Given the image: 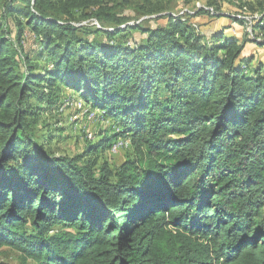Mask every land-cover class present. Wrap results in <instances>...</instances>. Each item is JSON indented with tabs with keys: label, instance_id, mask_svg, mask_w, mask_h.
Masks as SVG:
<instances>
[{
	"label": "trees",
	"instance_id": "16d2710c",
	"mask_svg": "<svg viewBox=\"0 0 264 264\" xmlns=\"http://www.w3.org/2000/svg\"><path fill=\"white\" fill-rule=\"evenodd\" d=\"M134 1L0 0V249L24 264H264V63L185 16L119 27ZM63 89L116 126L75 156L38 138ZM121 136L131 155L98 166Z\"/></svg>",
	"mask_w": 264,
	"mask_h": 264
},
{
	"label": "rangeland",
	"instance_id": "374dc122",
	"mask_svg": "<svg viewBox=\"0 0 264 264\" xmlns=\"http://www.w3.org/2000/svg\"><path fill=\"white\" fill-rule=\"evenodd\" d=\"M135 1L131 5L125 6L121 11V14L127 16L129 20L119 27L126 28L127 24L138 23L147 27L168 25L166 16L169 14L185 16L207 39L218 31H224L227 36H233L240 43H244L242 57L254 58L253 62L250 63L251 66L259 62L264 63V45L258 43L264 39V36L257 37L251 27L254 18L261 16L260 0H219L220 11H214L213 8L208 7L206 4L209 0H163L162 10L155 13H145L150 5H143L144 1L142 0ZM141 6L146 9H140ZM201 8L209 10L208 14H198ZM234 17L239 18L240 21L235 22ZM75 24L94 25L98 28L114 30L112 24L103 26L96 19H84ZM10 26L16 32V27L12 21ZM146 34L138 29L130 32L132 40L133 38L145 37ZM25 38L28 47L36 45L35 36L29 30H27ZM59 95L62 101L49 107L47 112L42 115L44 127L38 134L40 142H47V138L53 135L54 138L48 146L56 155L75 156L80 154L89 143L98 142L103 136L100 134L110 133L116 129L110 120L103 117L100 110H93L89 107L75 91L63 89L60 90ZM131 151L129 139L121 136L113 140L110 146L100 149L94 156L98 159V166L108 162L116 169L128 155H131ZM2 263L24 264L20 261L18 253L6 246L0 249V264ZM26 264H31V262Z\"/></svg>",
	"mask_w": 264,
	"mask_h": 264
},
{
	"label": "bare ground",
	"instance_id": "6f19581e",
	"mask_svg": "<svg viewBox=\"0 0 264 264\" xmlns=\"http://www.w3.org/2000/svg\"><path fill=\"white\" fill-rule=\"evenodd\" d=\"M94 133V132H93ZM116 145V144H115Z\"/></svg>",
	"mask_w": 264,
	"mask_h": 264
}]
</instances>
